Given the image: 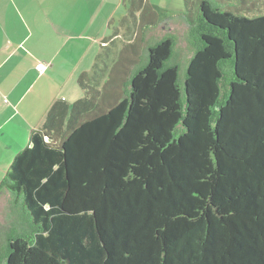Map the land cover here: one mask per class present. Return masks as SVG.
I'll return each mask as SVG.
<instances>
[{"label": "trees", "instance_id": "trees-1", "mask_svg": "<svg viewBox=\"0 0 264 264\" xmlns=\"http://www.w3.org/2000/svg\"><path fill=\"white\" fill-rule=\"evenodd\" d=\"M256 1L184 0L201 32L182 86L173 37L137 71V36L103 40L83 97L54 100L13 158L36 231L2 264H264V14L241 13ZM142 9L160 14L135 0L129 24Z\"/></svg>", "mask_w": 264, "mask_h": 264}, {"label": "crops", "instance_id": "crops-1", "mask_svg": "<svg viewBox=\"0 0 264 264\" xmlns=\"http://www.w3.org/2000/svg\"><path fill=\"white\" fill-rule=\"evenodd\" d=\"M145 1L157 7L158 18L147 9L133 11L137 23L132 25L127 9L135 0H0V223L22 213L23 222L33 224L10 181L3 185L2 180L8 179L13 158L28 145L50 104L57 99L73 103L80 99L71 100L74 95H83L79 78L90 73L104 39L116 33L114 40L122 43L137 36L140 51L146 53L144 61L139 57L132 66L137 71L146 63L153 39L173 37L175 47L178 35L186 49L192 43L188 35L195 31L200 36L195 9L191 22L184 6L174 11L163 8L167 0ZM122 4L126 6L120 12ZM140 20L151 22L140 30Z\"/></svg>", "mask_w": 264, "mask_h": 264}, {"label": "rangeland", "instance_id": "rangeland-1", "mask_svg": "<svg viewBox=\"0 0 264 264\" xmlns=\"http://www.w3.org/2000/svg\"><path fill=\"white\" fill-rule=\"evenodd\" d=\"M125 6L126 5H123V4L121 5L120 12L122 10H125ZM179 6H184V0H169V1L167 0V3L163 4V8L168 7L169 9L171 8L174 11L181 9V7L179 8ZM237 7L239 8L238 5H237ZM250 10H251V13H247L245 10H242L241 13L245 14L247 16H255V15L264 14V3L262 2V0L256 1L255 8H250ZM120 12L117 14V18H118V15L120 14ZM117 21H118V19H117ZM108 33L110 35L111 32L109 31ZM187 37H188L187 40L191 41L192 43H189V45H187L186 49H185V45L179 43L180 37L178 35L175 36L177 44L174 47L172 56L170 58V61L168 62V64L170 63V64L177 66V68H178V83L181 86L183 85V80L185 78L186 67H187L188 61H189L190 57L192 56L195 48H197L199 46V43H200L199 42V36L197 33H195V31L190 36L188 35ZM159 39H160V37H158L157 39H153L152 42H150V44H153V42H155V43L158 42ZM145 56H146L145 51L141 52L140 60L144 61ZM231 62H232V60H226V61H224L223 65H222V69H223L225 75H224L223 87L221 89L219 102H223L225 100V97L227 96L226 95L227 91H225L224 88L226 87L228 82L233 78ZM78 87L83 94V91L79 85H78ZM81 97H83V95H74L73 99H71V100H76L77 98H81ZM2 183H3V185L8 184L9 179H3ZM1 187H3V186H1ZM14 215H15V220H13L12 222L6 221L4 223H0V264H2L5 260L7 244H8V240L10 238H14V237L18 236V237H22V238L31 239L35 230H36V226H34L32 223L27 222V221L23 222L24 218H23L22 213H21V216L18 215V213H14Z\"/></svg>", "mask_w": 264, "mask_h": 264}, {"label": "built area", "instance_id": "built-area-1", "mask_svg": "<svg viewBox=\"0 0 264 264\" xmlns=\"http://www.w3.org/2000/svg\"><path fill=\"white\" fill-rule=\"evenodd\" d=\"M44 68H45V67H44V66H42V65H38V66H37V69H38V70H40V71H43V70H44Z\"/></svg>", "mask_w": 264, "mask_h": 264}]
</instances>
